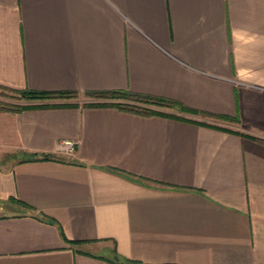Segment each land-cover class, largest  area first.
I'll use <instances>...</instances> for the list:
<instances>
[{
    "label": "crops",
    "instance_id": "crops-1",
    "mask_svg": "<svg viewBox=\"0 0 264 264\" xmlns=\"http://www.w3.org/2000/svg\"><path fill=\"white\" fill-rule=\"evenodd\" d=\"M0 87L240 120L0 110V264H264V0H0Z\"/></svg>",
    "mask_w": 264,
    "mask_h": 264
},
{
    "label": "trees",
    "instance_id": "trees-1",
    "mask_svg": "<svg viewBox=\"0 0 264 264\" xmlns=\"http://www.w3.org/2000/svg\"><path fill=\"white\" fill-rule=\"evenodd\" d=\"M17 93L20 95L21 99L24 100V102L14 104L3 103L0 104V110L21 111L28 108L77 106L80 104L77 102V100H73L78 98L80 93L73 90L38 91L26 89L19 90ZM85 94L91 98V100L83 103L86 106H115L121 110L142 115H162L182 120H190L196 123L211 126L217 125H212L205 121L191 120L186 118L185 113L200 114L202 116H213L226 121H240L238 117L206 114L173 99L133 92L130 90H94L85 92ZM236 132L245 135L243 132ZM44 157H48V155H44ZM115 261L120 264H143L131 259H122L118 255L115 257Z\"/></svg>",
    "mask_w": 264,
    "mask_h": 264
},
{
    "label": "rangeland",
    "instance_id": "rangeland-1",
    "mask_svg": "<svg viewBox=\"0 0 264 264\" xmlns=\"http://www.w3.org/2000/svg\"><path fill=\"white\" fill-rule=\"evenodd\" d=\"M73 100H78L84 103L88 100H91V98L87 96L85 93H82L79 95L78 98H75ZM21 102H24V100L21 99L20 95L17 92L0 87V104L3 103L14 104ZM230 122L234 123L236 121H230Z\"/></svg>",
    "mask_w": 264,
    "mask_h": 264
},
{
    "label": "built area",
    "instance_id": "built-area-1",
    "mask_svg": "<svg viewBox=\"0 0 264 264\" xmlns=\"http://www.w3.org/2000/svg\"><path fill=\"white\" fill-rule=\"evenodd\" d=\"M77 142L71 139H65L59 142L60 150L64 153H73L76 149Z\"/></svg>",
    "mask_w": 264,
    "mask_h": 264
}]
</instances>
